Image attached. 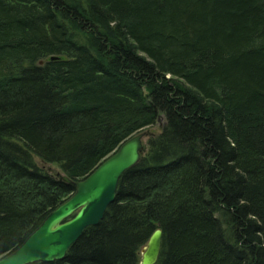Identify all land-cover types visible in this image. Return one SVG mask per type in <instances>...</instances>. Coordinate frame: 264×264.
Listing matches in <instances>:
<instances>
[{
  "label": "trees",
  "instance_id": "1",
  "mask_svg": "<svg viewBox=\"0 0 264 264\" xmlns=\"http://www.w3.org/2000/svg\"><path fill=\"white\" fill-rule=\"evenodd\" d=\"M163 116L66 257L264 264V0H0V256Z\"/></svg>",
  "mask_w": 264,
  "mask_h": 264
},
{
  "label": "water",
  "instance_id": "2",
  "mask_svg": "<svg viewBox=\"0 0 264 264\" xmlns=\"http://www.w3.org/2000/svg\"><path fill=\"white\" fill-rule=\"evenodd\" d=\"M149 135L144 129L134 133L84 178L73 180L64 172H58L60 179L74 184V191L52 209L17 248L1 255L0 264L64 259L83 231L98 224L108 206L115 201L121 175L139 161ZM162 235L161 227L152 232L141 249V264L157 262Z\"/></svg>",
  "mask_w": 264,
  "mask_h": 264
},
{
  "label": "rangeland",
  "instance_id": "3",
  "mask_svg": "<svg viewBox=\"0 0 264 264\" xmlns=\"http://www.w3.org/2000/svg\"><path fill=\"white\" fill-rule=\"evenodd\" d=\"M163 124H164V118H163V116H161L155 124L144 128V130H147L150 134H153V133L156 134V133H159L161 131ZM35 160L39 166L45 168L46 170H48L49 172H51L53 174H57L58 172L62 171L61 168L56 163L46 162L38 156H35Z\"/></svg>",
  "mask_w": 264,
  "mask_h": 264
}]
</instances>
